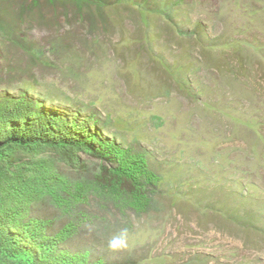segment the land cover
Masks as SVG:
<instances>
[{"label":"rangeland","instance_id":"374dc122","mask_svg":"<svg viewBox=\"0 0 264 264\" xmlns=\"http://www.w3.org/2000/svg\"><path fill=\"white\" fill-rule=\"evenodd\" d=\"M0 51V90L90 113L159 177L72 251L264 264V0H0Z\"/></svg>","mask_w":264,"mask_h":264},{"label":"trees","instance_id":"16d2710c","mask_svg":"<svg viewBox=\"0 0 264 264\" xmlns=\"http://www.w3.org/2000/svg\"><path fill=\"white\" fill-rule=\"evenodd\" d=\"M159 183L90 113L0 90V264H115L69 242L105 235L112 210L146 213Z\"/></svg>","mask_w":264,"mask_h":264}]
</instances>
